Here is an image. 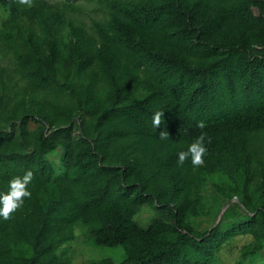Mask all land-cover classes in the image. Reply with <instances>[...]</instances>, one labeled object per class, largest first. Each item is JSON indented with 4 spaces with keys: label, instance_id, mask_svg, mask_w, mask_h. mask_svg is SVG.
<instances>
[{
    "label": "trees",
    "instance_id": "trees-1",
    "mask_svg": "<svg viewBox=\"0 0 264 264\" xmlns=\"http://www.w3.org/2000/svg\"><path fill=\"white\" fill-rule=\"evenodd\" d=\"M28 170L0 264H264V0H0V192Z\"/></svg>",
    "mask_w": 264,
    "mask_h": 264
},
{
    "label": "rangeland",
    "instance_id": "rangeland-1",
    "mask_svg": "<svg viewBox=\"0 0 264 264\" xmlns=\"http://www.w3.org/2000/svg\"><path fill=\"white\" fill-rule=\"evenodd\" d=\"M55 161H58V156L52 157ZM237 200L234 198L230 202L224 205L222 208H228L230 205L235 203ZM220 214V213H219ZM219 214L217 216V221L219 219ZM152 212H142L137 217L136 220L143 227H146L147 224L151 221ZM210 222L202 219L201 227L206 228L209 227ZM250 240L249 236H237L229 238L228 241L225 242L223 247L221 248L218 254L219 264H233L237 257L239 250L245 246ZM68 250V255L71 259V264H85L86 262L96 261L100 258L111 257L116 261H119L122 257V252L120 248H109V247H90V245L86 242L83 233L77 231V237L75 241L69 243L65 246Z\"/></svg>",
    "mask_w": 264,
    "mask_h": 264
},
{
    "label": "clouds",
    "instance_id": "clouds-1",
    "mask_svg": "<svg viewBox=\"0 0 264 264\" xmlns=\"http://www.w3.org/2000/svg\"><path fill=\"white\" fill-rule=\"evenodd\" d=\"M21 4L30 5L31 0H20ZM162 112L156 113L153 119L154 125L157 127L161 124ZM199 128H204L203 121L198 122ZM162 137L168 136L166 131L160 132ZM207 152L205 145V136L201 134L197 137L185 151H181L178 154V162L183 164L185 160L190 159L191 164L195 167L202 161ZM33 179V172L28 170L23 176H16L8 182V190L6 192H0V217L8 219L10 214L20 208L25 198H30L32 193L28 188V185Z\"/></svg>",
    "mask_w": 264,
    "mask_h": 264
},
{
    "label": "water",
    "instance_id": "water-1",
    "mask_svg": "<svg viewBox=\"0 0 264 264\" xmlns=\"http://www.w3.org/2000/svg\"><path fill=\"white\" fill-rule=\"evenodd\" d=\"M225 208H222L221 211H220V214H219V219L218 221L221 219L222 215H223V212H224Z\"/></svg>",
    "mask_w": 264,
    "mask_h": 264
}]
</instances>
